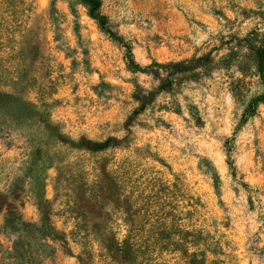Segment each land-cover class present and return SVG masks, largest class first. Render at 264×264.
Segmentation results:
<instances>
[{"label": "rangeland", "instance_id": "obj_1", "mask_svg": "<svg viewBox=\"0 0 264 264\" xmlns=\"http://www.w3.org/2000/svg\"><path fill=\"white\" fill-rule=\"evenodd\" d=\"M96 2L0 0V264H264L260 80L242 58L167 91L151 70L224 57L264 0Z\"/></svg>", "mask_w": 264, "mask_h": 264}, {"label": "trees", "instance_id": "obj_2", "mask_svg": "<svg viewBox=\"0 0 264 264\" xmlns=\"http://www.w3.org/2000/svg\"><path fill=\"white\" fill-rule=\"evenodd\" d=\"M80 1L86 5L90 16L99 20L98 3L96 0ZM259 16L264 17V13L260 12ZM233 44L234 46H232ZM220 46L222 48L229 47V53L217 60L213 56V53L209 52L201 56H193L189 59L177 62H168L166 64L155 63L151 70L152 74L158 81V88L161 91L170 90L180 79L196 80L199 76L216 69L218 66L226 68L236 62L239 58H242L243 62L238 65L240 71L249 73L251 70H254L263 89V93L260 96L251 99L247 105L244 114L251 115L255 112L257 105L264 102V32H261L259 29H253L243 38L230 37L229 40L222 41ZM238 49H241L243 52ZM231 91L233 96L236 97L238 92L237 89L234 87ZM41 228V226L39 227L31 223L23 224L21 233L13 242L12 252L10 253L11 258L16 260L21 257V249L29 243L30 233L38 232ZM108 249H111V246H109ZM131 250V243L124 240L121 243L117 242V248L114 252L122 256L123 263H130Z\"/></svg>", "mask_w": 264, "mask_h": 264}]
</instances>
